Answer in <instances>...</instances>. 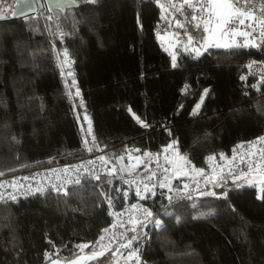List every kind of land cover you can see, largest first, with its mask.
I'll use <instances>...</instances> for the list:
<instances>
[{
    "label": "trees",
    "instance_id": "trees-1",
    "mask_svg": "<svg viewBox=\"0 0 264 264\" xmlns=\"http://www.w3.org/2000/svg\"><path fill=\"white\" fill-rule=\"evenodd\" d=\"M188 10L177 11L167 0H76L64 9L44 5L40 14L1 18L0 173L86 155L78 114L89 117L87 138L96 151L152 153L175 139L195 167L204 165L209 152L259 133L264 85L251 87L258 82L246 75V64L264 58V48L205 49V24L196 27ZM168 14L201 53L179 55L175 68L155 33L160 15ZM185 84L190 87L182 93ZM205 88L209 94L193 116ZM129 107L150 126L137 123ZM93 175L68 185L67 197L48 189L0 205V264H48L46 251L71 259L81 250L77 245L90 249L112 223L109 212L136 197L122 173ZM237 185L211 188L227 191L226 200L190 192L167 196L164 189L141 199L165 226L150 229L141 264H264V199H257L264 192Z\"/></svg>",
    "mask_w": 264,
    "mask_h": 264
},
{
    "label": "built area",
    "instance_id": "built-area-1",
    "mask_svg": "<svg viewBox=\"0 0 264 264\" xmlns=\"http://www.w3.org/2000/svg\"><path fill=\"white\" fill-rule=\"evenodd\" d=\"M254 2L257 5H260L264 3V0H254ZM171 3L181 4L182 0H171ZM167 5L170 6L169 0H167ZM191 12L192 9H189L188 18L190 20ZM196 14L198 15L199 19L191 21L195 24H205L204 21L208 19V13L201 12L197 8ZM256 15L259 17L264 14L260 13L257 9ZM180 25H182L180 21H178L177 18H174L172 15L166 17L161 16L156 24L155 33L157 37H159L162 47L170 54H174L176 57L183 53L196 56L194 51L196 47L193 43H189L186 32L183 26L181 27ZM208 27L212 28L215 32V35L211 37L208 32L206 33L207 41L210 43L223 44L230 43L233 40L238 44L245 43L246 38L242 35L233 36L229 34L222 38L220 35L222 30L215 27V22H213L211 25H208ZM233 28H235L237 33L251 31L250 28H247L245 25H239L238 22H236L234 25L224 26L223 31H228L231 33ZM260 30V26L256 25V33H258ZM167 38H169L170 41ZM256 49L259 50L260 48ZM253 61L256 63L252 64V67L249 68L248 65ZM246 74L249 77L252 76L255 81H257L256 79H261V76L264 75V58H250L246 64ZM78 121L83 131L84 138L88 141L87 127H89V117L87 116V119H85V117H82L78 114ZM260 127L261 130L258 134L245 139H240L226 150H215L209 152L204 158V165L202 168L204 171L202 174L203 178H206L207 182H216L218 179H221L227 175L234 176L238 171L241 170L253 172L259 169L260 171L258 172H264V151H261L264 150V143H256L254 145L250 143L256 141L258 137L264 136V115ZM238 145H243V147H237ZM87 148H92L89 142L87 144ZM233 149H236L235 157L233 154ZM102 152L105 154V150L103 149L96 151L92 148V151H88V153L83 157L70 161L35 166L27 169H19L9 173H3V175H0V184H3L4 186L0 188V193H3L5 196H8L9 194L16 195L19 200L21 198L31 196L32 194L30 193L35 192L37 188H43L46 190L52 189L53 186H63L66 188L68 185L73 184L70 183L71 181L81 179L88 175L96 174L98 171H102L105 174L114 173L116 171L114 168L110 169L105 165H100L99 157H101L100 155L103 154ZM221 154H223V159H221ZM120 156L123 160L126 159L124 154ZM154 156L156 160L155 184L154 187H152L150 194L146 197L152 199L156 197L159 191L158 178L161 173L160 151L157 150L154 152ZM210 156L215 157V159L209 160L208 157ZM66 168L68 170L64 171ZM13 185H15V187H13ZM260 187L262 186L260 185ZM133 205H136V207H133ZM144 210L151 211L153 216L148 217V219L145 221V233L142 239V245L147 238L150 229L153 227V223L151 221L156 219L154 209L144 204L141 199L137 198L125 203L122 208L113 211L116 213V215L118 214L116 221L117 219H120L121 216L130 219L133 223H138L143 216L142 214ZM113 223L114 219L111 224Z\"/></svg>",
    "mask_w": 264,
    "mask_h": 264
},
{
    "label": "rangeland",
    "instance_id": "rangeland-1",
    "mask_svg": "<svg viewBox=\"0 0 264 264\" xmlns=\"http://www.w3.org/2000/svg\"><path fill=\"white\" fill-rule=\"evenodd\" d=\"M13 4L14 0H0V11L5 12L7 15H11ZM35 13L40 14V11H36ZM252 82H255V80L252 79ZM67 83L71 85L68 80ZM85 116L87 115H83V117ZM165 148L166 146L161 150H157L160 151L161 165V173L158 178V187L159 190L164 189V193L166 195L172 193L175 194L179 192H190L192 195L201 194L202 192H211V188L218 187L217 185H224L227 181H235L238 182L240 185H249L246 180H252V184H254V186L257 188V191L259 193L261 192L260 183L256 179L261 176V172H248L244 170L238 171L234 176L227 175L225 177H222L221 179H218L215 183L211 184L210 187H207L205 189H199V187H203L206 184L207 179L203 178L202 174L193 170V165H191V163L187 164L183 159H181V157L186 156L185 153L180 152L176 147L175 149H169L167 152H165ZM102 153L103 154H101L100 156H103L104 160H100V165H105L110 169L114 168L116 172L122 173L124 175L125 183L129 187L133 188L134 193L136 194V197L134 199L138 198L143 200L150 194L152 187H154L156 176V160L153 152L151 153L145 151L140 153L136 152V150L121 152L122 154L125 153V160H123L121 156L118 158L117 155L113 156L108 155L106 153L104 154V152ZM146 153L147 155H145ZM194 168L202 169L203 166H194ZM242 173H249V175L247 176V178H245ZM238 176L240 177L239 179H237ZM161 184H163L164 186L161 187ZM145 185H147V188L150 191H145ZM138 191L140 195H137ZM112 213L114 223L106 228L108 229L107 233L103 231L101 234L105 236L103 244L106 248H109L110 250L104 251V249L100 248L99 246H96L95 250L97 252L104 251V255L98 256L95 259H88L87 257L91 255V252L93 250L92 246L94 244H92L90 249L84 248L83 250H80L79 253L71 259H59L60 264H68L69 260L75 261V264H136L135 258L129 259L128 257L129 253L136 247H139L140 255L142 239L145 233V221L148 219L145 210L143 211V216L141 217V220L138 223H133L130 219L121 216L120 219H117L116 221L117 215L114 212ZM208 213L209 211L201 212L195 217L205 216ZM132 237H135L136 239L132 240L131 244L129 245V240ZM121 245L129 246L121 247ZM117 249H119V251H117ZM113 252H116L115 256H113ZM78 257H83V259H78ZM48 264H51V260H48Z\"/></svg>",
    "mask_w": 264,
    "mask_h": 264
},
{
    "label": "snow or ice",
    "instance_id": "snow-or-ice-1",
    "mask_svg": "<svg viewBox=\"0 0 264 264\" xmlns=\"http://www.w3.org/2000/svg\"><path fill=\"white\" fill-rule=\"evenodd\" d=\"M87 3H91V4H95L97 2V0H86ZM65 3L69 6H74L76 4V0H65ZM27 4V0H18V6H20V12L21 14H23V5ZM169 4L172 8H175L177 11H183L185 6L188 9H192V12L190 13L191 16V20L195 21L198 20L199 17L196 14V10L197 8L199 9V11L201 12H207L208 13V19L206 21H204L205 23V28L204 31L208 32L210 34V37L215 35V32L213 31L212 28L208 27V25L213 24V22H215V27L217 29H221V37H225L229 34L235 36V35H242L244 36L245 39V43L243 44H238L236 43L234 40L230 43H210L208 41L205 42L204 45H202V47H204L205 49L207 47H224L226 49H231V48H240V47H255V48H262L264 47V15L261 16H257L256 12L257 9L259 10L260 13L264 14V3L257 5L254 0H182L181 4H176V3H171V0H169ZM161 8L163 9L165 6L163 4L160 5ZM15 15V13H14ZM236 22H238L239 25H245L247 28H250L251 31L250 32H239L237 33L235 28L232 29L231 33H229L228 31H223L224 26L226 25H234ZM248 22V23H246ZM137 24L140 25V21H139V17L137 18ZM256 25L260 26V31L258 33H256ZM181 27L183 25H180ZM142 27V26H141ZM196 27H199V24L196 25ZM255 34V36H254ZM189 43H192L193 37L189 36L188 37ZM196 56H199L200 53V49L196 48L194 49ZM67 50H65V56H67ZM256 63L255 61H253L252 63H250L248 65L249 68L252 67V64ZM177 63H176V56L174 54H172V67L175 68L177 67ZM69 75H72L71 73H69ZM240 79L246 80V76H241ZM72 84L75 85V79H73ZM264 85V75L261 76L260 81L257 84H253L251 85V87L256 88L257 90L260 89V87ZM189 85L185 84L184 88L181 90L182 93H186L189 89ZM209 89L205 88L203 90V93L201 94L200 97V101L198 103H196L195 107L192 110V115L195 116L199 113V110L203 104L204 98L209 94ZM77 96L80 95L79 89L77 88L76 93ZM81 106H83V101L81 100ZM181 108L183 107V105L180 106ZM128 111L132 114L133 118L136 120L137 123L141 124V126L147 128L150 125H148L144 120L141 119L140 116L136 115L133 110L131 109V107H129ZM85 119H87V116H85ZM169 135H171V132L169 131ZM12 139H15V137H13ZM251 144H256V143H264V136L258 137L256 141L250 142ZM85 146H87L88 141L85 140L84 141ZM177 145V141L175 139L172 140V142L170 144H168L166 146V148L164 149L165 152H167L169 149H175ZM93 147H97L96 143H95V137H93ZM237 147H243V145H238ZM87 151L91 152L92 148H86ZM264 151V150H261ZM235 153H236V149H233V154L235 157ZM147 155V153L145 154ZM233 157V158H234ZM223 154H221V159H223ZM100 160H104V157L101 156L99 157ZM181 159H183L185 161V163L190 164L191 161L187 160L186 156L181 157ZM209 160L215 159V157H208ZM72 167H76V166H72ZM68 169H64V171H67ZM193 170L197 171L200 174H203V169H195L193 166ZM257 171H260L259 169H257ZM0 175H3V173H0ZM242 175L247 178V176L249 175V173H242ZM93 179L95 180H100V176L98 175H93L92 176ZM240 177L238 176L237 179H239ZM108 183H111V181H107ZM246 182L251 185L253 183L252 180H246ZM70 183H74L76 185H80L81 184V180L80 179H76L75 181H71ZM261 187V191L264 192V172H261V179L259 181ZM4 185L0 184V188H2ZM164 185L161 184V187H163ZM219 186V185H217ZM238 187L241 185H237ZM13 187H15V185H13ZM187 187V186H185ZM47 190L43 189V188H37L35 190V192L30 193L32 195H35L36 193H39L40 195H44L45 192ZM52 191H55L57 196L59 195H64V196H69L70 195V191L67 188H64L63 186H53ZM145 191H150L147 188V185H145ZM154 194V193H153ZM202 195H209V196H215L217 198L220 199H227L228 198V192L227 191H223L219 194H217L216 192H206V193H201ZM125 197L127 196V193L124 194ZM137 195H140L139 191L137 192ZM143 198V197H142ZM257 199H264V196L258 195ZM18 202V198L16 195L13 194H9L8 196H5L3 193H0V205H8L9 203H17ZM108 205L109 208H113L114 205L112 203V198L108 197ZM133 207H136V205H133ZM233 211H235V209H232ZM146 216L147 217H152L153 213L151 211L145 210ZM112 212H109V215H112ZM118 215V214H117ZM166 215H171V213H166ZM180 217H176V221L177 223L180 222ZM153 223V226L155 227V229L162 231L164 229V223L162 220L160 219H154L153 221H151ZM114 227V225H113ZM134 230V229H133ZM105 233L108 232V229H104L103 230ZM147 235V234H145ZM135 237H132L129 240V245L131 244L132 240H135ZM105 240V236L101 235L94 243V245L92 246L93 250L91 252V255L88 256V259H95L98 256H103L104 255V251L110 250L109 248H106L105 245L103 244V241ZM49 244H52L51 240H48ZM129 245H121V247H128ZM99 246L100 248L104 249V251H100L97 252L95 250V247ZM53 247H55L53 245ZM77 248L83 250L84 248H89L90 245L89 244H79L76 246ZM117 251H119V249H117ZM59 255V250H56L55 252H48L46 251L44 253L45 259L46 260H51V264H60L59 259H53V256H58ZM116 255V252H113V256ZM129 259L135 258L136 260V264H141V259H140V255H139V247L134 248L130 253H129ZM78 259H83V257H78ZM68 264H75V261L73 260H69Z\"/></svg>",
    "mask_w": 264,
    "mask_h": 264
},
{
    "label": "water",
    "instance_id": "water-1",
    "mask_svg": "<svg viewBox=\"0 0 264 264\" xmlns=\"http://www.w3.org/2000/svg\"><path fill=\"white\" fill-rule=\"evenodd\" d=\"M46 5L49 9L50 8H60L64 9L65 7H68L65 3V0H27V4L23 5V14L20 12V6H18V0H14L13 9H12V16H23L28 15L32 12H36L43 8V6ZM15 13V15H14ZM6 13L3 11H0V19L6 17Z\"/></svg>",
    "mask_w": 264,
    "mask_h": 264
},
{
    "label": "bare ground",
    "instance_id": "bare-ground-1",
    "mask_svg": "<svg viewBox=\"0 0 264 264\" xmlns=\"http://www.w3.org/2000/svg\"><path fill=\"white\" fill-rule=\"evenodd\" d=\"M169 15H172V14H168V15H160V17L161 16H164V17H166V16H169ZM173 16V15H172ZM175 18V17H174ZM178 20V19H177ZM179 21V20H178ZM264 48V47H263ZM260 49H262V48H260ZM259 49V50H260ZM258 58H263V57H258ZM252 77V76H251ZM253 78V77H252ZM254 79V78H253ZM258 82L260 81V79H256ZM123 152H125V151H123ZM156 152V151H155ZM123 154H125V153H123ZM122 153H120V154H118L117 155V157L119 158L120 157V155H123ZM153 154H154V152H153Z\"/></svg>",
    "mask_w": 264,
    "mask_h": 264
},
{
    "label": "crops",
    "instance_id": "crops-1",
    "mask_svg": "<svg viewBox=\"0 0 264 264\" xmlns=\"http://www.w3.org/2000/svg\"><path fill=\"white\" fill-rule=\"evenodd\" d=\"M169 41H170V39L169 38H167ZM258 181H260V179H261V176H259L258 178H256ZM236 180V179H235ZM235 182V181H234ZM254 185V184H253Z\"/></svg>",
    "mask_w": 264,
    "mask_h": 264
}]
</instances>
